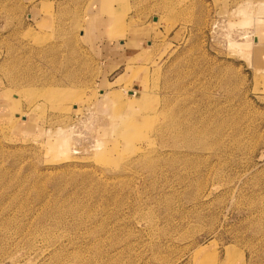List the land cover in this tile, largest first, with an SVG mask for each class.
Listing matches in <instances>:
<instances>
[{
    "label": "rangeland",
    "instance_id": "1",
    "mask_svg": "<svg viewBox=\"0 0 264 264\" xmlns=\"http://www.w3.org/2000/svg\"><path fill=\"white\" fill-rule=\"evenodd\" d=\"M92 2L0 0V264H264V0Z\"/></svg>",
    "mask_w": 264,
    "mask_h": 264
},
{
    "label": "crops",
    "instance_id": "2",
    "mask_svg": "<svg viewBox=\"0 0 264 264\" xmlns=\"http://www.w3.org/2000/svg\"><path fill=\"white\" fill-rule=\"evenodd\" d=\"M104 2L105 0H93L91 5H89L85 16L83 37L90 38L97 43H103L104 48L109 49L110 52L113 50L112 52L115 56L119 53H124L123 56L126 57L141 55L142 51L145 50L144 44L149 42V38H152L153 36L155 37L157 32L140 31L142 28L130 26L129 18L126 17L124 20L122 19V22L116 27L114 25L115 18L112 20V16L116 17V13L114 12L110 14L105 13V11L103 12ZM116 2L117 1H114L112 4L115 10ZM111 42L113 43L111 44ZM111 46H113V48ZM133 93L135 94V92ZM135 95H132V97ZM4 102V100L2 101L0 99V109ZM131 108L132 107L130 106V109Z\"/></svg>",
    "mask_w": 264,
    "mask_h": 264
},
{
    "label": "bare ground",
    "instance_id": "3",
    "mask_svg": "<svg viewBox=\"0 0 264 264\" xmlns=\"http://www.w3.org/2000/svg\"><path fill=\"white\" fill-rule=\"evenodd\" d=\"M117 18V17H116ZM116 24V19H115V21H114V25ZM116 26V25H115ZM264 55V54H263ZM2 93V92H1ZM7 93L6 92H3L2 93V95H4V96H6L7 98H8V100H10L9 99V95H6ZM19 118V117H18ZM17 121V120H16ZM14 123V122H13ZM72 130H74V128H71ZM70 129V130H71ZM128 130V129H127ZM134 130V129H133ZM125 131V130H124ZM131 131H132V129H131ZM60 133H63V134H65V133H67V132H65V131H60ZM124 133V132H123ZM126 135V134H125ZM64 139H61V140H58V143H57V145H56V147L54 148V149H58V148H60L61 146H65V145H67L68 143H69V139L70 138H67V137H63ZM197 253H199V252H197Z\"/></svg>",
    "mask_w": 264,
    "mask_h": 264
}]
</instances>
